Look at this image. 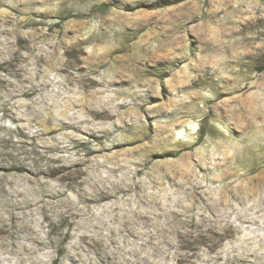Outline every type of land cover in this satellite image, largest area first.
Wrapping results in <instances>:
<instances>
[{"label":"clouds","instance_id":"1","mask_svg":"<svg viewBox=\"0 0 264 264\" xmlns=\"http://www.w3.org/2000/svg\"><path fill=\"white\" fill-rule=\"evenodd\" d=\"M0 264H264V0H0Z\"/></svg>","mask_w":264,"mask_h":264}]
</instances>
